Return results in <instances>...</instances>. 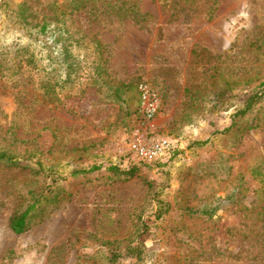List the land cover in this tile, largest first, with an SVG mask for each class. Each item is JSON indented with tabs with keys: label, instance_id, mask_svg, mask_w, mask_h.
Wrapping results in <instances>:
<instances>
[{
	"label": "rangeland",
	"instance_id": "rangeland-1",
	"mask_svg": "<svg viewBox=\"0 0 264 264\" xmlns=\"http://www.w3.org/2000/svg\"><path fill=\"white\" fill-rule=\"evenodd\" d=\"M26 1L53 0L10 8ZM130 1L147 15H74L86 39L66 54L56 31L15 29L0 0V59L28 46L36 65L0 75V148L52 168L0 165V264H264V102L240 113L264 81V0ZM164 138L175 151L145 163L139 149ZM41 195L15 233L10 218ZM218 199L212 215L190 212Z\"/></svg>",
	"mask_w": 264,
	"mask_h": 264
},
{
	"label": "trees",
	"instance_id": "trees-1",
	"mask_svg": "<svg viewBox=\"0 0 264 264\" xmlns=\"http://www.w3.org/2000/svg\"><path fill=\"white\" fill-rule=\"evenodd\" d=\"M2 6L4 7V11L8 15V18H10V24L32 41H38L42 38H45L46 34L50 31H56L59 33L65 38L63 44H66L64 45V52L66 54L71 53V49H69V47L72 48L75 47V45H82L86 39L85 35H77L81 31L79 26L74 25V15L85 13L91 21L99 20L101 17H108L109 19L118 18L119 21H122L128 18H135V15L137 16L143 14L138 9L137 4L131 2L130 0H65L62 3H58L57 0H53L52 2L46 1L42 4L40 3V6H37L36 4H29V2L26 1L21 2L17 6H12V8H10V0H2ZM146 15L147 13H145L144 16ZM102 46L103 44L96 41V52L101 53ZM27 47L28 46L20 47V49L14 53L7 64H5L8 62L6 58L2 57V59H0L1 77H6L7 71L9 70H16L19 73V71L25 68L27 65L34 64V66H36L34 61L35 57L32 53L28 58H25L23 53L19 54V52H25L28 49ZM108 60L109 59H106L104 61V65H107ZM79 62L80 61L78 60H65V63L71 68H73L75 65H78ZM94 63H97L96 59H94ZM92 78H94V80L92 79L93 81L98 79V77H96V79L95 77ZM106 80L108 81V79ZM48 85L49 88L47 93L50 94V92L54 89V86L51 85V83ZM233 88L234 87L231 85H225L223 89L214 94L217 102L216 106H218L222 100H225L224 98L227 95L231 94ZM263 102L264 81H262L260 85L248 95L247 99L244 101L245 107L240 113L244 115L249 110L255 108L258 104ZM222 108L224 107L222 106ZM227 109L228 107L224 108L223 110L227 111ZM26 156L18 154L9 148L1 147L0 165L4 164L7 166H21L23 163H26L28 166L31 165L32 170L38 174L43 173L44 175H48L51 173V167L45 169V166L39 159L37 161H33L31 157ZM101 168L102 166L99 165L93 166L90 169H76L71 174L83 175L92 173ZM108 169L115 173L120 172V170L115 166H110ZM45 198H47L45 195L38 196L26 209L16 212L9 220L10 228L17 234H21L28 230L29 227L34 223L33 217L35 212L42 209V206L45 203ZM228 198H230V196H228L226 199ZM222 202L223 201L221 199H218L215 202L216 205H205L202 207V209H193L190 212L201 215H212L220 208V204H222ZM161 203H165V200L158 201L159 210L155 213L157 219L163 216V214L160 212L162 209Z\"/></svg>",
	"mask_w": 264,
	"mask_h": 264
},
{
	"label": "built area",
	"instance_id": "built-area-1",
	"mask_svg": "<svg viewBox=\"0 0 264 264\" xmlns=\"http://www.w3.org/2000/svg\"><path fill=\"white\" fill-rule=\"evenodd\" d=\"M140 90L143 109L147 116L152 118L158 112V103L152 98L150 89L146 84L142 83L140 85ZM175 149V141L164 138L150 147L140 148L138 155L145 163L151 166L171 156Z\"/></svg>",
	"mask_w": 264,
	"mask_h": 264
}]
</instances>
